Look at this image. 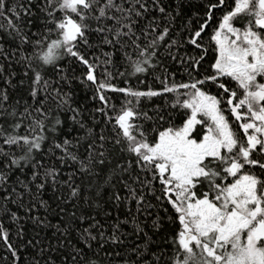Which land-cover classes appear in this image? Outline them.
I'll return each mask as SVG.
<instances>
[{
	"label": "snow or ice",
	"instance_id": "6c2138e0",
	"mask_svg": "<svg viewBox=\"0 0 264 264\" xmlns=\"http://www.w3.org/2000/svg\"><path fill=\"white\" fill-rule=\"evenodd\" d=\"M0 21V264H264V0Z\"/></svg>",
	"mask_w": 264,
	"mask_h": 264
},
{
	"label": "trees",
	"instance_id": "16d2710c",
	"mask_svg": "<svg viewBox=\"0 0 264 264\" xmlns=\"http://www.w3.org/2000/svg\"><path fill=\"white\" fill-rule=\"evenodd\" d=\"M0 23H3V21H0ZM188 51L191 52L192 50L189 48ZM165 67L168 69L169 72L175 74V77L174 78L177 81H180L182 78L184 80H187V74L184 72V69H183V67H181L180 64L174 63V62H172V61L169 60V61H166L165 62ZM81 70L82 69H79V68L77 69L78 72L81 71ZM121 70H123V69H121ZM162 72H163V69H157V74L158 75L161 74ZM141 78L144 79L143 76ZM172 79H173V77L172 76H169V80H172ZM131 83L133 85L141 88V89L147 88L148 86H151L153 89H156V88L161 87V85L155 80V78L152 75H148L147 76V79H145V83L143 85H138L137 84V81L135 80L134 77L131 78ZM121 86H123V85H121ZM86 95H88V93H86L85 91L78 90L77 91V96H76L77 102L78 103L83 102L84 101V98L86 97ZM158 102L159 103H162L163 101L160 100ZM163 239H164V233L162 232L161 235H160V241L162 242Z\"/></svg>",
	"mask_w": 264,
	"mask_h": 264
}]
</instances>
